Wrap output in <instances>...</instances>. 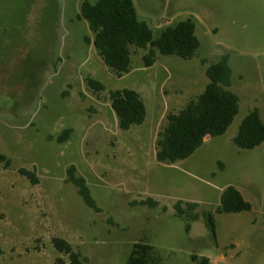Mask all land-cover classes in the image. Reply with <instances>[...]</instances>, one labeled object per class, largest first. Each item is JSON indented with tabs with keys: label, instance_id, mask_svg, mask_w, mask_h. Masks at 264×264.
<instances>
[{
	"label": "rangeland",
	"instance_id": "1",
	"mask_svg": "<svg viewBox=\"0 0 264 264\" xmlns=\"http://www.w3.org/2000/svg\"><path fill=\"white\" fill-rule=\"evenodd\" d=\"M83 1L34 0L23 25L19 0H0V154L10 164L0 162V264H57L63 256L55 237L88 264H127L137 243L153 248L155 264H264V142L252 150L234 144L250 112L257 109L264 122V0H133L155 36L193 20L200 47L190 60L157 52L151 67L143 62L147 51L132 47L121 78L77 18ZM224 57L229 90L239 98L232 125L188 159L159 163L156 140L167 116L205 90L207 68ZM89 79L105 90H92ZM123 89L146 107L144 122L127 131L109 99ZM72 166L99 211L69 182ZM231 186L250 211L217 212Z\"/></svg>",
	"mask_w": 264,
	"mask_h": 264
},
{
	"label": "trees",
	"instance_id": "2",
	"mask_svg": "<svg viewBox=\"0 0 264 264\" xmlns=\"http://www.w3.org/2000/svg\"><path fill=\"white\" fill-rule=\"evenodd\" d=\"M34 0H19L20 22L24 25L28 8ZM78 20L88 22L93 34L92 44L104 64L113 74L121 78L130 70L131 48L144 49L147 54L143 57L145 67H151L156 61L157 52L166 56H177L190 60L200 47L195 34L196 26L193 20L187 19L163 28L158 36L144 20L139 18L133 0H98L91 3L84 0ZM6 29L0 23V36ZM90 42L89 39H87ZM205 63V61H203ZM209 79L205 90L190 100L178 113H170L167 123L158 132L156 140V160L159 163L174 164L191 157L208 138L224 135L232 125L239 112V98L231 90L232 71L228 58L211 64L206 71ZM89 87L97 93L105 90L99 81L88 80ZM111 106L118 118L119 128L127 131L134 125H141L146 118V107L140 95L130 89L115 90L109 94ZM71 130L63 133L61 140H66ZM264 142V122L260 112L255 109L242 121L234 144L244 150H252ZM0 162L9 167V161L0 154ZM20 173L28 177L32 183H38V178L32 172L21 169ZM69 182L77 188L85 204L95 211H99L82 177L76 176L74 166L68 170ZM154 207V201L143 202ZM182 202L176 206L177 213L184 215ZM189 210L197 204H189ZM251 204L244 200L241 193L234 187H228L221 196L219 213H238L250 211ZM209 227L215 233L212 215L209 217ZM55 249L63 256L57 259V264H88L87 259L76 251L66 240L53 238ZM194 260L197 258L194 256ZM208 259H202L200 264H208ZM127 264H155L153 248L147 244H134Z\"/></svg>",
	"mask_w": 264,
	"mask_h": 264
}]
</instances>
